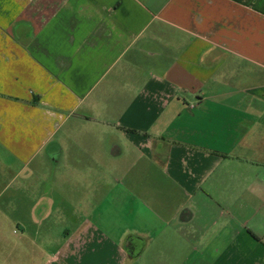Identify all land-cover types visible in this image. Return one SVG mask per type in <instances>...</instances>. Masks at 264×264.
<instances>
[{"label":"crops","instance_id":"0c3cea01","mask_svg":"<svg viewBox=\"0 0 264 264\" xmlns=\"http://www.w3.org/2000/svg\"><path fill=\"white\" fill-rule=\"evenodd\" d=\"M24 201L67 224L41 264H264V0H0V222Z\"/></svg>","mask_w":264,"mask_h":264},{"label":"rangeland","instance_id":"374dc122","mask_svg":"<svg viewBox=\"0 0 264 264\" xmlns=\"http://www.w3.org/2000/svg\"><path fill=\"white\" fill-rule=\"evenodd\" d=\"M61 133L62 131H60L58 134ZM83 133H85L84 129L82 130V134ZM43 154L44 153H42V155ZM34 165L35 162L31 164V166ZM21 206V211L18 214L20 222H0V264H41L43 261V255L41 254V252L37 251L36 254L31 253L29 255L30 234H34L37 230H50L51 226V230L53 231V233H64L65 226L67 225L61 223V221H57L51 224L50 228H47L49 224L46 222H42L39 224L35 220L31 221L30 207L27 204V201H24ZM51 215V220L55 218L54 216H57L55 211L54 213L51 212ZM16 243L19 244V248L21 249V253L18 254L19 256H15L13 254V248Z\"/></svg>","mask_w":264,"mask_h":264},{"label":"trees","instance_id":"16d2710c","mask_svg":"<svg viewBox=\"0 0 264 264\" xmlns=\"http://www.w3.org/2000/svg\"><path fill=\"white\" fill-rule=\"evenodd\" d=\"M130 243L131 242L128 241V244L126 245L129 254L133 256L138 255L139 251H135L134 249H132V247L130 246Z\"/></svg>","mask_w":264,"mask_h":264}]
</instances>
